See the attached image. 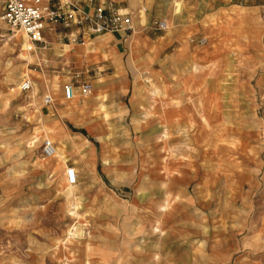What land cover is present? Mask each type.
Here are the masks:
<instances>
[{
  "label": "rangeland",
  "instance_id": "rangeland-1",
  "mask_svg": "<svg viewBox=\"0 0 264 264\" xmlns=\"http://www.w3.org/2000/svg\"><path fill=\"white\" fill-rule=\"evenodd\" d=\"M221 13L192 44L224 58L257 43V61L210 66L213 81L184 99L172 96L177 83L161 89L141 76L134 114L108 111L115 103L103 97L93 114L100 135L79 138L65 124L68 145L38 130L59 79L0 20V264H264V11L247 21ZM59 105L73 112L77 101ZM183 106L186 122L170 127L167 116ZM44 140L59 163L43 158ZM89 147L97 156L83 161Z\"/></svg>",
  "mask_w": 264,
  "mask_h": 264
},
{
  "label": "crops",
  "instance_id": "crops-1",
  "mask_svg": "<svg viewBox=\"0 0 264 264\" xmlns=\"http://www.w3.org/2000/svg\"><path fill=\"white\" fill-rule=\"evenodd\" d=\"M102 1L112 2L117 9L131 15L133 30L130 35L108 33L91 36L84 45H67V51L58 56L54 54L53 46L44 56V59H47L46 64L36 60V67L40 71L42 67L50 69L51 74H55L59 79V88L56 91L46 90L45 96H49L52 102L56 100V103L44 105L46 107L41 109V120L45 125L40 124L38 130L51 139L61 136L64 145H68L69 137L65 124L81 131V134H76L79 138L83 137L82 133L95 134V137L100 135L99 132L104 129V121L93 117V114L99 112V100L103 97L108 100L107 105H111V101L115 103L111 108L107 106L108 111L125 113L127 116L134 114L137 108L136 82L141 76L149 75L153 82L160 84L161 89H168L167 87L175 82L176 89L179 90L172 91V96L191 98L194 97V84L209 85L213 81L214 71L210 66L248 65L249 61L259 59L260 49L257 43L249 48L247 43L240 42V56L225 52V57L221 58L217 57L211 48L193 45L191 36L212 32L208 23L217 16L222 17L221 12L225 10L239 12L241 21L257 17L264 11V0ZM159 22H164L167 28L163 31L157 30L155 24ZM254 28L253 33L262 32L259 26ZM245 33H249L248 29ZM249 49L257 51L256 56ZM250 64L258 65V62ZM32 77L41 88L45 86L42 74L33 73ZM184 82L188 83L186 94L182 88ZM68 83L73 84L75 92V99L69 103L77 101L73 112L59 105L62 100L61 89ZM82 84L90 87V95L86 98L80 97ZM185 109L189 108L183 106L179 111L176 107L172 108L174 112L167 116L170 127L186 122ZM212 119L213 115L202 118L203 121ZM96 156V150L89 147L83 161L86 158L90 161Z\"/></svg>",
  "mask_w": 264,
  "mask_h": 264
},
{
  "label": "built area",
  "instance_id": "built-area-1",
  "mask_svg": "<svg viewBox=\"0 0 264 264\" xmlns=\"http://www.w3.org/2000/svg\"><path fill=\"white\" fill-rule=\"evenodd\" d=\"M0 20L10 31L21 32L31 44V54L42 64L44 56L53 46L84 45L91 36L108 33L130 35L133 30L132 17L117 9L112 2L102 0H1ZM156 28H167L164 22L156 23ZM53 41L55 44H53ZM31 90V81L24 79L19 85L20 92ZM62 100L66 103L75 99L72 83L61 89ZM90 95L87 84L80 86V97ZM44 105H52L49 96ZM55 147L44 140L41 145L43 158L50 159ZM70 184L76 181L73 169H68Z\"/></svg>",
  "mask_w": 264,
  "mask_h": 264
},
{
  "label": "bare ground",
  "instance_id": "bare-ground-1",
  "mask_svg": "<svg viewBox=\"0 0 264 264\" xmlns=\"http://www.w3.org/2000/svg\"><path fill=\"white\" fill-rule=\"evenodd\" d=\"M16 33H19V32H16ZM21 33V32H20ZM19 43L21 44V45H23V48L25 49V51H27V52H30V43L28 42V40H27V38L24 36V35H22L21 36V38H20V40H19ZM48 141V140H47ZM54 158V159H53ZM50 159H53V161H56V163H59V156L57 155V154H55L54 153V155L50 158ZM67 174H68V169L67 170H65V177H66V181H67V183L69 184V185H72V184H70L69 183V181H68V178H67ZM161 208H164V206H162Z\"/></svg>",
  "mask_w": 264,
  "mask_h": 264
}]
</instances>
